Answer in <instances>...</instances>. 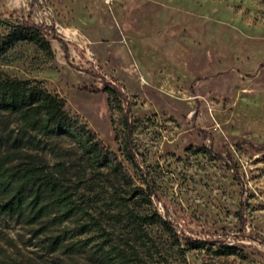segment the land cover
Masks as SVG:
<instances>
[{
  "label": "rangeland",
  "instance_id": "obj_1",
  "mask_svg": "<svg viewBox=\"0 0 264 264\" xmlns=\"http://www.w3.org/2000/svg\"><path fill=\"white\" fill-rule=\"evenodd\" d=\"M22 17L45 26L52 54L20 41L0 57V73L64 97L153 192L129 203L153 220L134 225L115 198L123 179L96 172L74 136L40 134L0 112V153L16 136L12 163L31 155L64 165L105 230L82 232L84 217L58 225L0 214V264H105L112 246L128 264H264V0H0V20ZM105 80L127 99L103 91ZM128 102L136 164L125 152ZM65 230L69 245L52 248L49 237ZM186 236L204 245L191 248Z\"/></svg>",
  "mask_w": 264,
  "mask_h": 264
},
{
  "label": "trees",
  "instance_id": "obj_2",
  "mask_svg": "<svg viewBox=\"0 0 264 264\" xmlns=\"http://www.w3.org/2000/svg\"><path fill=\"white\" fill-rule=\"evenodd\" d=\"M0 23L8 25L9 28L8 34L0 38V57L5 59L8 51L20 41L32 42L52 54L48 31L31 17H22L16 22L0 20ZM102 90L109 92L119 102L127 99L119 86L106 80ZM0 112L17 114L26 127L40 134L67 133L74 136L96 172L100 173L104 168H108L123 179L124 193H119L115 198L117 203L125 207L134 225L142 229L144 222L153 220L149 214L135 212L129 204L134 197L151 202L153 192L147 194L143 186L133 182L117 154L103 143L86 122L66 108L64 97L53 93L40 81L12 78L0 73ZM130 119L128 102L123 117L125 152L126 157L136 164L134 126ZM22 146L21 138L14 136L7 150L0 153V214L17 217L28 223L47 218L58 225L84 217L87 222L79 226L82 232L96 226L105 233L101 222L82 201L79 186L68 176L64 165L56 169L51 168L47 163L39 162L31 155L27 161L12 163L13 154L22 150ZM198 150L208 151L205 147ZM158 219L172 235H175L172 226L163 216L159 215ZM67 231L69 230L50 236L49 245L52 248L68 246ZM185 243L191 248L204 245L201 240L187 236ZM112 248L117 250L113 255L106 252L105 264L130 262V256L123 249L116 246ZM226 251L234 250L233 247L227 246Z\"/></svg>",
  "mask_w": 264,
  "mask_h": 264
}]
</instances>
